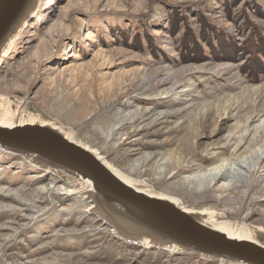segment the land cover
I'll list each match as a JSON object with an SVG mask.
<instances>
[{"label":"rangeland","instance_id":"1","mask_svg":"<svg viewBox=\"0 0 264 264\" xmlns=\"http://www.w3.org/2000/svg\"><path fill=\"white\" fill-rule=\"evenodd\" d=\"M255 2L263 14L248 18L264 36V0ZM243 3L42 0L0 63V96L71 129L154 190L264 225V76L248 78L244 57L183 59L182 29L168 25L179 6L196 31L203 12L236 33ZM71 188L0 150V264H236L128 243Z\"/></svg>","mask_w":264,"mask_h":264},{"label":"water","instance_id":"2","mask_svg":"<svg viewBox=\"0 0 264 264\" xmlns=\"http://www.w3.org/2000/svg\"><path fill=\"white\" fill-rule=\"evenodd\" d=\"M42 0H0V63ZM0 150L68 181L120 239L218 262L264 264V225L231 222L154 190L33 106L0 96Z\"/></svg>","mask_w":264,"mask_h":264},{"label":"trees","instance_id":"3","mask_svg":"<svg viewBox=\"0 0 264 264\" xmlns=\"http://www.w3.org/2000/svg\"><path fill=\"white\" fill-rule=\"evenodd\" d=\"M235 3L236 0H233V4ZM255 5H257L255 0H244L235 18L232 17L236 23L242 20L236 33L227 32L203 12L193 14H197L196 31L190 25L191 19L181 12V8L172 6L169 13V28L172 33L182 29L179 35V56L187 60H204L208 57L239 60L244 57L241 68L248 78L258 80L264 76V36L248 18L249 9L254 10L258 15L263 14L262 9L255 11ZM122 35L126 37L125 33ZM239 35L242 37L239 38ZM135 36L138 40V35Z\"/></svg>","mask_w":264,"mask_h":264},{"label":"bare ground","instance_id":"4","mask_svg":"<svg viewBox=\"0 0 264 264\" xmlns=\"http://www.w3.org/2000/svg\"><path fill=\"white\" fill-rule=\"evenodd\" d=\"M136 167H137V163L136 162L129 165V168L132 169V170L135 169Z\"/></svg>","mask_w":264,"mask_h":264}]
</instances>
